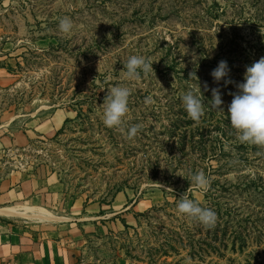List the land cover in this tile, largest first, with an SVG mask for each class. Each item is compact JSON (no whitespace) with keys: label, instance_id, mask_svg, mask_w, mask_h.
Here are the masks:
<instances>
[{"label":"rangeland","instance_id":"1","mask_svg":"<svg viewBox=\"0 0 264 264\" xmlns=\"http://www.w3.org/2000/svg\"><path fill=\"white\" fill-rule=\"evenodd\" d=\"M133 55L154 70L127 79ZM261 57L264 0H0V134L29 140L6 152L7 170L57 177L64 202L96 217L74 243L79 264H264V148L241 145L226 114ZM221 60L227 86L210 75ZM113 86L131 90L122 129L102 121ZM214 87L225 113L210 108ZM189 90L205 103L198 124L182 104ZM201 171L207 191L191 181ZM183 195L206 207L220 200L212 246L207 228L178 215ZM47 216L26 208L9 217L34 225Z\"/></svg>","mask_w":264,"mask_h":264},{"label":"crops","instance_id":"2","mask_svg":"<svg viewBox=\"0 0 264 264\" xmlns=\"http://www.w3.org/2000/svg\"><path fill=\"white\" fill-rule=\"evenodd\" d=\"M2 72L0 67V75ZM28 142V137L21 131L0 134V210L15 207L2 203L14 202L21 204L16 207L21 212L27 208L36 214L51 216L35 219L30 222L34 225H28L27 219L9 217L11 215L5 213L0 215V264H79L74 243L83 237L87 223L96 217L80 216L82 208H78L77 203L64 202V192L57 177L48 174L43 179L23 175L21 171H16L18 175L8 172L6 152L12 147L22 148ZM45 223L40 231L34 229ZM94 223L103 228L101 221Z\"/></svg>","mask_w":264,"mask_h":264},{"label":"clouds","instance_id":"3","mask_svg":"<svg viewBox=\"0 0 264 264\" xmlns=\"http://www.w3.org/2000/svg\"><path fill=\"white\" fill-rule=\"evenodd\" d=\"M72 28L73 24L69 18L60 19V32L69 34ZM152 64L153 61L146 62L145 58L133 55L123 65L126 69L124 75L129 80H138L141 72L146 76L154 70ZM229 71L227 61L221 60L210 75L215 83L219 84L220 81H223L224 85L227 86L233 83L229 78ZM205 88L207 89L206 83ZM236 88L237 91L231 93L233 98L227 107L226 113L232 128L235 129L236 139L240 143L264 148V57H261L250 66H246L244 80L236 84ZM211 93L210 108L225 113L224 108L221 107L223 100L220 88H212ZM130 95L131 90L128 87L113 86L107 89L102 114V121L106 127L122 129L124 117L129 112L128 100ZM181 100L188 118L198 124L204 115L205 103L203 99L195 95L192 90H189L181 96ZM150 102L151 99L148 98L146 103ZM140 127V125H133L129 128L127 138H134ZM191 181L197 189L203 191H207L210 187V179L202 171L192 175ZM177 213L192 221L199 222L205 228L214 227L217 220L216 213L213 210L201 207L198 201L189 199L187 195L181 197L177 205Z\"/></svg>","mask_w":264,"mask_h":264},{"label":"trees","instance_id":"4","mask_svg":"<svg viewBox=\"0 0 264 264\" xmlns=\"http://www.w3.org/2000/svg\"><path fill=\"white\" fill-rule=\"evenodd\" d=\"M223 134H226V133H223ZM245 144L246 143H241V145H245ZM208 152H210L209 154H212L211 150H208ZM188 182H189V180H188ZM192 199L197 201L195 198H192ZM199 204H200L201 207L209 208V209L213 210L216 213V216L219 214L217 216V220H216L215 226L212 227V228H207V232H206L207 236H206V238H203V243H205L206 245H210L211 244V246H212L213 245L212 239H216L217 234L222 229V227H221V225H222L221 219H223V217H224L223 216V212H221L222 205H220V200H217L216 197L209 198V202H208V206L207 207L202 202H199ZM226 214L229 216V214L227 212H226ZM223 233H224V229H223ZM244 244H245V242L244 243L242 242V246H244Z\"/></svg>","mask_w":264,"mask_h":264},{"label":"bare ground","instance_id":"5","mask_svg":"<svg viewBox=\"0 0 264 264\" xmlns=\"http://www.w3.org/2000/svg\"><path fill=\"white\" fill-rule=\"evenodd\" d=\"M0 212L5 213V214H20L22 213L19 209H17L16 207H10V208H6V209H1ZM43 213V212H42ZM28 214V213H27ZM34 214V213H32ZM31 215V214H30Z\"/></svg>","mask_w":264,"mask_h":264}]
</instances>
